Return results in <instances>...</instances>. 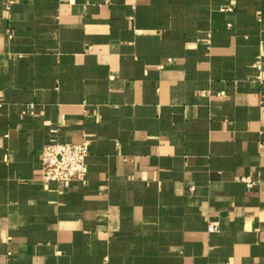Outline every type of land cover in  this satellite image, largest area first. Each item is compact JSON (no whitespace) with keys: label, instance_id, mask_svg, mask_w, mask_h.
<instances>
[{"label":"crops","instance_id":"0c3cea01","mask_svg":"<svg viewBox=\"0 0 264 264\" xmlns=\"http://www.w3.org/2000/svg\"><path fill=\"white\" fill-rule=\"evenodd\" d=\"M257 63L264 0H0V264H264Z\"/></svg>","mask_w":264,"mask_h":264},{"label":"built area","instance_id":"2783aa9c","mask_svg":"<svg viewBox=\"0 0 264 264\" xmlns=\"http://www.w3.org/2000/svg\"><path fill=\"white\" fill-rule=\"evenodd\" d=\"M256 69L260 73L264 70L263 63H257ZM89 151V141L80 144H64L53 142L45 144L41 151V177L45 181L78 182L86 184V157ZM247 186L251 182L248 178L242 180ZM207 231L217 232L216 225H209Z\"/></svg>","mask_w":264,"mask_h":264}]
</instances>
